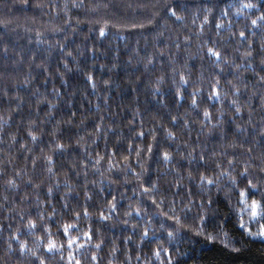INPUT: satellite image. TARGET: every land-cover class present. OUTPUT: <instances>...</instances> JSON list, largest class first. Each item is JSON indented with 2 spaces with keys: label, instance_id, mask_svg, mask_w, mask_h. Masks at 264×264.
<instances>
[{
  "label": "trees",
  "instance_id": "obj_1",
  "mask_svg": "<svg viewBox=\"0 0 264 264\" xmlns=\"http://www.w3.org/2000/svg\"><path fill=\"white\" fill-rule=\"evenodd\" d=\"M241 2L246 3L248 0H212V3L218 6L209 14L212 23L205 25L204 31L201 32L200 24L203 22L207 0H0V92L6 91L10 96L19 94L27 97L34 88H39L42 94L47 88L50 94L55 85L61 91V98L68 99L69 90H79L73 98L74 106L65 105L63 100L52 98L57 110L53 118L42 125L44 134L35 133L38 136L36 143L31 141L23 129L27 127L26 118L29 116L35 118L37 112L42 119L48 120L44 114L46 105L41 103L37 108L36 98L32 97L31 109L25 103L22 111L11 112L8 110L6 98L0 97V117H2L0 126H3V130L0 131V174H2L0 175V264H32L35 258L27 251L21 255L18 251V241H23L27 248L36 252L37 256L45 257V264H66L68 251H72L77 258L90 259L91 254H96L99 257L96 264H109V261L112 264H127L124 252L129 249L135 251L131 264H162V262L168 264L169 260L172 264H264V238L248 235L239 226L243 218L253 234L259 231V224L250 222L247 213L240 211L243 206L237 202L238 192L232 194L230 206L224 199L223 193H216L213 190L212 196L215 200L213 207L217 209V215L208 218L205 216V220L202 221L197 217L198 205L207 201L202 202L198 198H192V202L188 203L183 200L187 188L180 196L172 195L177 191L175 187L170 188V184L175 183L173 180L175 174L170 171L172 164H164L157 168L154 160H150L149 155L145 153L139 159L145 162L149 172L137 179L134 173L140 172V164L136 153H131L128 159L124 160V156L128 153L123 149L113 155L115 150L111 147L114 143L111 135L107 148L102 138L104 130L111 128L113 123L122 125L124 134H129L128 128L133 126L137 132L146 133L147 138L144 143L137 141L139 146L143 148L144 144L152 143L154 151L159 149L162 158L166 135L164 129L172 131L173 136L176 137L175 143L168 142L172 145V149H175L178 143L183 150L185 142L196 141L199 135V143L207 149L205 154L216 151L215 159L224 161L225 167L227 159H234L238 171H242L247 163L251 164L253 175H264L259 172L258 167L261 163V153L264 152V137L259 135L261 126L264 125L262 119L264 108L261 107L259 97L264 93V88L259 86L252 88V85L256 84V78L251 69L247 72L241 71L245 82L251 81L249 89L256 93L249 100L255 110L252 113V121L245 123L247 120V110H245V120L240 123L247 131L236 133L235 136H233L235 127L230 121L225 123L224 130L227 137L223 141L219 140V126L216 120H212L211 123L203 120V107L200 108L198 119L196 112L185 115L187 103L190 101L179 110L172 107L173 114L185 120L197 121L189 123L186 127L179 126V121L173 125L168 111L161 108L156 97L148 94L161 75L167 73L171 76L173 66L178 72L185 71L182 65L191 55L193 59L188 61L191 69L190 79L203 88L206 96L208 76L213 72L206 53V48L212 46L209 40L216 42L217 49L226 55L230 62L234 59L236 63H243L240 53L247 44H237L238 31L244 30L245 25L251 27L248 17L254 19L259 13L253 15L252 10L244 9L241 10L242 15H237ZM73 3L82 6L74 8ZM165 4L179 6L176 7L177 15L183 17V20L176 21L175 17H170L165 10ZM228 4H233L234 7L229 9V16L224 17L221 15V9ZM194 17L195 24H193ZM149 18L152 19L151 24L148 23ZM215 23L222 24L219 33L215 29ZM141 24L144 27H140ZM101 28L105 31L104 37L99 35ZM253 31L255 35L252 32H246V35L255 49L253 68L258 69L262 36L260 29ZM230 32L237 33L236 39L229 35ZM177 44L180 45L179 48L176 47ZM61 47L65 49V53L72 52L81 69H87V74L93 75L97 84L95 93L92 92L91 85L86 83L84 72L77 71V64L70 62L72 58L62 57ZM237 47L240 48V52L234 51ZM149 59L152 60L151 64H148ZM66 62L73 70L65 75L67 83L61 88L58 70L62 72L63 64ZM37 65L41 67L38 68ZM201 65H203L202 74ZM221 67L224 68V72L222 76L217 77L221 79L218 87L227 92L230 86L225 81L232 79L231 69L224 65ZM42 68H50L51 72L44 73ZM215 72L219 73L220 69H215ZM29 73L35 79L25 88L24 78ZM46 76L51 77L47 80V84L44 83ZM104 81L108 83L105 84ZM233 83L237 81L234 80ZM169 86H171L170 80L162 88V93L167 94L170 100ZM191 91L192 88L189 87L188 92ZM242 91L245 93L243 99H249L248 90L242 88ZM81 92L83 95L80 94ZM105 99L108 100L107 104L104 103ZM211 103L213 102L206 101L204 107ZM227 103L225 101L224 105L216 104V108L226 107ZM14 106L13 104L12 107ZM70 109L77 112L74 119L79 128L65 127L64 140L56 142L66 143L68 135H73L77 130L80 135L85 136L89 144L93 139L96 140L95 144H91L90 149L86 146L84 150L90 151L93 156L92 162H88L86 154L84 155V162L88 163L87 178L79 167L76 169L80 171V176L77 178L70 171L69 164L64 163L73 160L79 162L81 159L82 150L75 148V139L64 155L59 152L53 153L48 147L52 140L47 134L48 131L56 126V122L61 117L67 119ZM210 111L215 110L210 109ZM101 115L105 117L103 121L98 120ZM218 118L227 120L228 115ZM82 119L84 124H79ZM4 121H7V124ZM96 123L101 125V132L89 136L88 133L93 132V125ZM17 124H21L19 131ZM202 125H204L203 131ZM213 126H216V135L211 134ZM150 129L154 130L155 140L153 134L149 132ZM12 135L16 136V141L12 140ZM131 135L135 136V133ZM241 143L243 147H240ZM21 144H24V148H21ZM41 148H44L43 153L40 151ZM249 148H252L251 153L248 152ZM96 152H100L105 159L93 168ZM44 155L53 156L52 172L47 170ZM36 157L40 159H37L34 167L32 160ZM109 157L112 160L111 164ZM125 165L129 168L126 175L122 171ZM16 173L20 174L19 177ZM7 179H12L15 187L8 185ZM29 180L32 181V185L39 187L28 184ZM144 181L155 183L156 189L144 194L141 187ZM185 183L189 182L185 180ZM85 184L88 185L87 189L84 187ZM149 186L144 184V187ZM49 187L53 188V195L49 198L50 203L45 201ZM85 191L92 196L91 200L86 199ZM61 196L66 199L59 200ZM113 196L116 197L114 202L118 205L116 213H110L106 203L111 201ZM129 197L132 199L129 200ZM256 198L259 199L258 193ZM153 199L157 203L161 200L164 202L157 208L152 203ZM65 203L69 205L68 209L62 208ZM129 205H131L130 209ZM53 206L56 208L54 219H49L52 216ZM138 207L141 209L140 216L135 215V209ZM100 208H103L105 214L110 215L112 219L101 222L98 211ZM188 208H191L190 212L187 211ZM85 210L88 211L87 216L83 214ZM125 210L132 211V216L124 215ZM40 212H43V220L39 218ZM76 213L79 215L77 216ZM173 215L179 223L168 218ZM29 220L37 225L34 230H29ZM123 220H127L128 224H123ZM67 223L73 224L74 228L78 229V231L72 230V235L79 237L77 243H83L84 249L78 250L75 246L71 250L67 249V238L62 233V226ZM161 224L164 225L163 228ZM134 225L135 229H133ZM45 226L48 231L44 230ZM146 227L148 237L141 244L138 237ZM85 231L97 232V237L104 238L105 244L101 250L95 248L97 238L94 237L91 242L86 240L83 236ZM168 231H174L171 241L167 236ZM10 234H14L17 240L9 241ZM125 236H131L135 243L124 244ZM209 236L212 239H209ZM49 239L55 241L57 247L63 246L64 261L60 260V254L46 251L45 245ZM113 240L116 241L118 251L110 254V244ZM9 242L12 244V251H8ZM164 249H167L166 253ZM157 251L161 252L159 259L154 254ZM135 255L140 256L139 261L135 259ZM35 264L39 262L35 261ZM82 264H89V261L83 260Z\"/></svg>",
  "mask_w": 264,
  "mask_h": 264
},
{
  "label": "snow or ice",
  "instance_id": "obj_2",
  "mask_svg": "<svg viewBox=\"0 0 264 264\" xmlns=\"http://www.w3.org/2000/svg\"><path fill=\"white\" fill-rule=\"evenodd\" d=\"M81 4L73 3L72 7H81ZM218 5L212 3V0H207V3L204 7V15H203V22L200 24V31L203 32L205 29V25H208L212 23L210 20V15L213 13V9L216 8ZM176 7L179 6H172L169 4H165V10L169 14L170 17H175L176 21H182L183 17L177 15ZM233 4H228L226 7L221 9V15L224 17L229 16V9L233 8ZM252 10V14L255 15V13H259V15H255V18H251V16L248 17L250 20V25H245L244 30L238 31V37L237 40L238 45L247 44V47L244 48V51L240 53V59L243 61V63H236V61L233 59L231 62L226 57V55L222 54L220 50L216 47V42L213 40H209V43H211L212 46H209L206 48V53L208 56V59L210 61V65L213 67V72L209 73L208 76V93L205 96L203 88L199 87L197 85V82H193L191 77V69L189 68L188 61L190 59H193L191 55H189L188 58L184 60V63L182 65V68L185 70L183 72H178L176 68L172 67V73L171 76H169L167 73H164L161 75L156 81L155 84L152 86L151 90L149 91V95L154 96L157 98V103L160 104L161 108L166 109L168 111V115L171 119V123L173 125H176L179 121V126L186 127L189 123H195L197 122L195 119L193 120H185L182 117H179L176 114H173L171 112V108L175 107L177 110H179L181 107L185 106L187 103V108L185 115H190L191 112H196L197 119L200 115V108L203 107V120L205 122L211 123L212 120H216L217 125L219 126V140L223 141L227 137V133L224 130L225 123H228L229 121L231 124L235 127V132L233 133V136L236 135V133H243L246 132L247 129L243 127V125L240 123V121L245 120V110H247V120L245 123H250L252 121V113L255 111L252 108V105L249 103V100L252 99L256 93L253 92L251 89H249V84L251 81L249 80L247 83L245 82V77L243 76V72H247L249 69L252 70L253 76L256 78V84L252 85V88H256L259 86L260 88H264V2L262 0H248V2H241L239 5V9H237V15H242L241 10ZM196 18H193V24H195ZM148 23H152V19H148ZM140 27H144L143 24L140 25ZM215 29L217 30V33H219V30L222 29L221 23H215ZM254 29H260L261 30V36H262V42L260 45L261 49V58L259 61V68H253V64L255 63V49L252 47L251 42L248 40V36L246 35V32H252L253 35L256 33L253 31ZM39 35V34H38ZM99 35L101 37L105 36V31L103 28L100 29ZM229 35L236 39L237 33L236 32H230ZM187 41V38H186ZM177 48L180 47L179 44L176 45ZM203 50V49H202ZM236 52H240V48L237 47L234 49ZM7 50L5 49V53ZM61 55L62 57H71V61L73 63L77 64V71L84 72L85 80L88 85H91L92 92L95 93L97 90V84L94 82L93 75L87 74V69H81L79 63L76 61V57L73 56L72 52L68 51L65 53V49L61 47ZM78 55H82V53H78ZM214 58V59H213ZM201 59H203L201 57ZM152 60H148V64H151ZM221 65H224L225 67H228L231 69V75L232 79H228L225 82L230 86L227 92H224L221 88L218 86L221 84V79L217 78L218 76H222L224 72V68L221 67ZM38 68L41 67V65H37ZM215 69H220V72H215ZM72 68L69 67V64L66 62L63 64V70L62 72L58 70L59 80L61 83V88H64L66 86V80L65 75L67 73L72 72ZM147 70V66H146ZM243 70V72L241 71ZM42 71L44 73L51 72L50 68H42ZM201 74L203 73V65H201ZM51 77L45 78L44 83L47 84V80ZM35 79L29 73L24 78V87L27 88L28 85L32 84V81ZM170 80L171 86H169L168 91L171 93V99L169 100V97L167 94L162 93V88L168 84V81ZM237 81V83H233V81ZM105 84H107V81H104ZM191 87L192 91L188 92V88ZM243 89L248 90L250 93L249 99H243V96L245 93L242 91ZM79 90H69L68 92V99L61 98V91L60 89H57L55 85L52 88L51 93L49 94L47 92V88H45V93H41L39 88H34L30 94L25 97L21 96L19 94L17 95H9L8 92L2 91L0 92V97L6 98V103L8 105V110L11 112H16L17 110L22 111L25 103H27L28 107L31 109L33 100L32 97L36 98V107L39 108L40 104L43 103L46 105L45 109V116L48 117V120L42 119L39 115V112L36 113L35 118L32 116L27 117V127L23 130L27 133V136L31 138V141L33 143H36L38 141V136L35 134L39 132L41 135L44 134L45 130L42 127V125L48 123L52 118L54 112L57 110V105L52 103V98L63 100V103L65 105L72 104L74 106V96L77 94ZM87 91V89H85ZM83 95V93H80ZM186 94V95H185ZM231 94V95H229ZM260 104L261 107L264 108V93L260 94ZM206 101H211L213 103L209 104L207 107H204ZM225 101H227L226 107H220L216 108V104L224 105ZM90 103V102H89ZM104 103L107 104L108 100L105 99ZM15 105L12 107V105ZM210 109H214L215 111H210ZM77 115L76 111L69 110L68 118L65 119L64 117H61L57 122L56 126L53 127L51 130L48 131V135L52 137V140L49 142V150L53 153L59 152L61 155H64L68 148L72 145L73 139H75V148L80 149L81 151V159L79 162L77 161H65L64 163L69 164L70 171H72L77 178L80 176V171H77V167L81 168L84 171V176L87 178L88 172V163L84 162V155L87 156V161L92 162L93 156L90 151L85 152L84 150L87 148H91V144H95L96 140L93 139L91 141V144L88 143L85 136L80 135L79 130H77L73 135H68L67 142L66 143H57V140L63 141L65 138V132L64 128L67 127L68 129H71L73 127L79 128V125L75 121V117ZM228 115L227 120H221L218 117L220 116H226ZM87 117H85L86 119ZM2 119V117H0ZM11 119V117H9ZM24 118L22 117V120ZM105 119L104 116H99L98 120L103 121ZM133 119H135V116H133ZM264 119V117H262ZM5 124H7V121H4ZM79 124H84V120L82 119ZM130 124V122H129ZM18 131L21 129V124H17ZM204 125H202V131H203ZM3 130V126H0V131ZM101 132V125L99 123H96L93 125V132L88 133L89 136H92L94 133H100ZM150 133L153 134V140L156 139L154 130H149ZM164 132L166 133L164 137V144L165 148L162 153V158L160 155V150L156 149L154 151V147L152 143L144 144V147L141 148L137 141L139 143H144V140L147 138L146 133L144 131L137 132L136 128L133 126H129L128 133L124 134L122 131V125H117L113 123V126L111 128H106L103 132L102 138L105 141V147L108 146V140L109 135H111L112 139L114 140V143L111 145V147L115 150L113 155H115L117 152H120L122 149L123 151H126L128 155L124 156V160H127L129 155L131 153L135 152L136 156L138 158V162L140 164V172L134 173L139 179V177L147 172H149V169L145 167V162L141 158L145 153L149 155L150 160H154L155 164L157 165V168L162 167L164 164H172L171 172L175 175L173 176V180L175 181L174 184H170L171 187H175L177 189L176 192L172 193L174 196H180L181 192L184 191L185 188H187L186 194L182 197L183 200L188 201V203L192 202V198H198L200 201H207L206 203H200L198 205L199 211L197 212V217L200 220H205V216L211 217L217 215V209L213 207V204L215 203V200L213 199L212 193L213 190H215L216 193H223V197L226 201H228L229 205L232 204V194L234 192H238V203L242 205L243 207L240 209L241 212H246L248 215V220L253 223L259 224V231L255 234H253L249 228L247 227L246 222L241 218L240 220V228L244 229L245 232L248 233V235H255L260 238H264V223H261V221H264V175H253V169L251 164L245 163V166L243 167L242 171L237 170V163L234 159H227L226 161V167L224 161H217L215 159L217 153L216 151H211L207 155L205 154L207 149L206 146L199 143V135L197 136V140L193 141L191 143L185 142L183 145V150H181L180 145L177 143L175 149H172V145L169 144V141H172L175 143L176 137L173 136L172 131H168L167 129H164ZM135 133V136H132L131 134ZM212 135H216V126H213V131L211 133ZM190 135V132H189ZM259 135L264 137V125L261 126V129L259 131ZM12 140L16 141V136L12 135ZM99 138V137H98ZM235 146V145H230ZM240 147H243V144H240ZM21 148H24V144H21ZM172 149V150H170ZM199 149V151H197ZM27 151H31V149H27ZM41 153L44 152V148L40 149ZM252 148L248 149V152L251 153ZM175 153V154H174ZM95 162L92 164L93 168H96L98 165H100L101 160L105 159L104 156L100 154V152L95 153ZM27 159V157H25ZM37 159H40V157L33 158L32 163L33 166H36ZM43 159L46 161L47 164V170L48 172H52V165L54 163L53 156L52 155H44ZM251 159V157H250ZM261 163L258 165L259 172L264 173V152L261 153L260 156ZM109 163H112L111 157H109ZM99 169L97 168V171ZM124 174L126 175L129 171V168L127 165H125V168L122 170ZM186 173V175H185ZM235 173V175L233 174ZM2 175V174H0ZM19 173H16V176L19 177ZM101 175H104V173H101ZM119 178L118 176L116 177ZM158 178H164V177H158ZM185 180H187L189 183L186 184ZM198 181V183H197ZM114 182V181H113ZM127 182V181H126ZM6 183L8 185H11L15 187L12 179H7ZM28 184L32 185V181L29 180L27 182ZM67 184V182H65ZM93 184L95 181L92 182ZM144 184H149V187H144ZM33 187H39V185H32ZM85 189H87L88 185H84ZM141 187H143V193L149 194L154 189H156V184L152 183L151 181H144L141 184ZM57 188H59V185H57ZM259 195V199L256 198V195ZM53 195V188L49 187L47 189V194L45 196L46 202H51L49 198ZM87 200H91L92 196H89L87 191L84 193ZM59 200H64L66 197H59ZM129 200L132 198L129 197ZM116 200V197L113 196L111 201H106L108 204V211L110 213H116L118 212V205L114 201ZM164 201L161 200L160 203H157L156 200H152V203L159 208L160 204H162ZM187 207V205H185ZM63 209H68L69 205L67 203L62 205ZM131 208V205H129V209ZM99 220L101 222H107L112 219L110 215H106L103 211V208H100L99 210ZM174 211V208H173ZM188 212L191 211V208L187 209ZM56 212L55 206L51 208L52 216L49 217V219H54V215ZM85 216L88 215V211L85 210L83 213ZM133 212L130 210H125L124 215L126 216H132ZM78 216L79 213H76ZM135 215L140 216L141 215V209L138 207L135 209ZM185 217L187 219V213H185ZM39 218L41 220L44 219L43 212L39 213ZM169 219L175 220L176 223H179V220L176 219V217L170 216ZM23 219V217H21ZM29 230H34L37 225L33 223L32 220H29ZM123 224L127 225L128 221L123 220ZM164 225L161 224V228H163ZM133 229H135V225L133 226ZM45 231H48V228L44 227ZM72 230L78 231V229L74 228V225L71 223L63 224L62 226V233L63 236L66 237V245L67 249L71 250L75 246L76 249L82 250L84 249L85 245L83 243H77V240L79 239L78 236L72 235ZM98 232V230H97ZM97 232L92 231H85L83 233V236L86 238L88 242H91L94 237L98 239V242L95 244V248L97 250H101L102 246L105 244V240L103 237H97ZM201 232H203V229H201ZM167 236L169 238V241L174 237V231H168ZM148 237V230L147 227L143 230L142 234L138 237L139 242L142 244L145 241V238ZM209 239H212L211 236L208 237ZM9 241L17 240V237L14 234L9 235ZM135 243L132 241L131 236H125L123 239L124 244L129 243ZM19 248L18 251L21 255L25 253V251L31 253V255L35 258V260L32 262V264H35V261H38L39 264H45V257L43 256H37L36 252H34L32 249H29L26 247V244L23 241H18ZM8 251H12V244L8 243ZM139 245H137L138 247ZM158 247H161V245H158ZM46 251L48 253H54V254H60V260L64 261L65 257L63 255V246L57 247V244L55 241L49 239L47 244L45 245ZM118 251V248L116 246V241H111L110 244V254L115 253ZM165 253L167 252V249H164ZM132 253L131 255L129 253ZM135 254V251L132 249L126 250L124 252L125 261L127 264H131L132 255ZM156 258L159 259L161 256V252L157 251L154 253ZM99 257L96 254H91L90 259L89 257H81L77 258L73 255L72 251H68L67 255V261L66 264H82L83 260H88L89 264H96ZM135 259L137 261L140 260L139 255H135ZM109 264H112L111 261H109ZM163 264V262H162ZM168 264H172V261L169 260Z\"/></svg>",
  "mask_w": 264,
  "mask_h": 264
}]
</instances>
